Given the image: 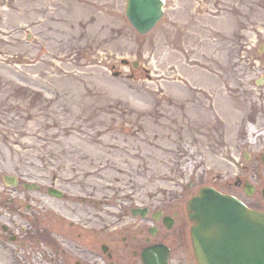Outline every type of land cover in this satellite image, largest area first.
Returning a JSON list of instances; mask_svg holds the SVG:
<instances>
[{
    "label": "rangeland",
    "instance_id": "1",
    "mask_svg": "<svg viewBox=\"0 0 264 264\" xmlns=\"http://www.w3.org/2000/svg\"><path fill=\"white\" fill-rule=\"evenodd\" d=\"M126 1L0 0V171L65 194L41 209L71 250L204 186L264 209V0H166L146 35ZM28 230L0 264H50Z\"/></svg>",
    "mask_w": 264,
    "mask_h": 264
},
{
    "label": "flooded vegetation",
    "instance_id": "2",
    "mask_svg": "<svg viewBox=\"0 0 264 264\" xmlns=\"http://www.w3.org/2000/svg\"><path fill=\"white\" fill-rule=\"evenodd\" d=\"M44 193L49 195V188L43 187L40 178L26 179L22 174L9 175L0 171L1 251L8 250L9 244H15L16 250L25 247V240L32 238L28 229L34 228V244L44 243L53 254L50 264H162L164 261L165 264H198L190 242L191 223L186 215V202L183 208L179 204L171 211L164 207L153 210L143 207L145 217L137 211L134 216L131 210L133 222L117 229L116 237L111 235L96 247L81 244L71 250V247L60 246L56 237L65 243L74 240L61 231L49 230L51 226L43 220L40 197ZM77 237L82 241L86 235L81 231ZM160 244L167 246V251L154 247Z\"/></svg>",
    "mask_w": 264,
    "mask_h": 264
},
{
    "label": "water",
    "instance_id": "3",
    "mask_svg": "<svg viewBox=\"0 0 264 264\" xmlns=\"http://www.w3.org/2000/svg\"><path fill=\"white\" fill-rule=\"evenodd\" d=\"M164 4V0H127L125 15L145 35L163 16ZM245 192L251 196L254 189L246 184ZM50 194L62 197L55 191ZM187 209L195 223L191 240L199 264H264V213L212 187L201 188Z\"/></svg>",
    "mask_w": 264,
    "mask_h": 264
},
{
    "label": "bare ground",
    "instance_id": "4",
    "mask_svg": "<svg viewBox=\"0 0 264 264\" xmlns=\"http://www.w3.org/2000/svg\"><path fill=\"white\" fill-rule=\"evenodd\" d=\"M217 100L215 99V101H224L223 99V95H219L217 93ZM246 132V135L244 136V139L246 141V144H250V145H253L255 144L254 141H256L257 139H263L264 138V128L262 130L258 129L257 127L256 128H248V129H245L244 130ZM69 214V213H68ZM74 215L75 216H78V217H88V213H84V211L82 209H75V212H74Z\"/></svg>",
    "mask_w": 264,
    "mask_h": 264
}]
</instances>
